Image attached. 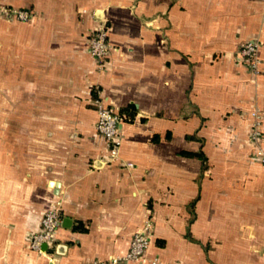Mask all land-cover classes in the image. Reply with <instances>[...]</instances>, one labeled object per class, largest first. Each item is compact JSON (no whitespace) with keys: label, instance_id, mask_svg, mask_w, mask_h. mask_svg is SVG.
I'll use <instances>...</instances> for the list:
<instances>
[{"label":"crops","instance_id":"1","mask_svg":"<svg viewBox=\"0 0 264 264\" xmlns=\"http://www.w3.org/2000/svg\"><path fill=\"white\" fill-rule=\"evenodd\" d=\"M100 25L102 68L87 47ZM249 40L257 76L236 53ZM95 99L134 115L111 161ZM254 110L264 134V0H0V264L105 261L146 219L148 258L264 264ZM52 206L60 226L38 254Z\"/></svg>","mask_w":264,"mask_h":264},{"label":"built area","instance_id":"2","mask_svg":"<svg viewBox=\"0 0 264 264\" xmlns=\"http://www.w3.org/2000/svg\"><path fill=\"white\" fill-rule=\"evenodd\" d=\"M8 14L9 17L21 21H26L32 16L29 11L21 9H10ZM87 47L90 56L95 60L98 67L102 68L110 49L107 29L104 25H100L90 32ZM258 51L259 42L257 40L245 41L236 51L244 65L254 76L259 74ZM93 103L96 113L95 131L105 141L108 159L114 160L118 154L120 144L118 126L123 115L99 99H95ZM250 117L249 141L253 145L252 157L259 164L264 165V145H262L264 134L261 128L260 115L257 110H254L250 113ZM60 222L61 217L56 207L52 206L45 210L40 217L38 231L29 240V248L38 254L48 252L53 246L54 233L59 228ZM151 236V223L146 219L142 227L131 236L128 249L123 255L113 256L105 261H92L90 264H166L156 258L145 256ZM42 245H45V249L42 248Z\"/></svg>","mask_w":264,"mask_h":264},{"label":"trees","instance_id":"3","mask_svg":"<svg viewBox=\"0 0 264 264\" xmlns=\"http://www.w3.org/2000/svg\"><path fill=\"white\" fill-rule=\"evenodd\" d=\"M118 113H120V114H126V118L128 120H132V118L134 116L133 115V112H130V113L127 112V108L118 109ZM184 154L189 155V156H195L196 155L195 153H184Z\"/></svg>","mask_w":264,"mask_h":264},{"label":"water","instance_id":"4","mask_svg":"<svg viewBox=\"0 0 264 264\" xmlns=\"http://www.w3.org/2000/svg\"><path fill=\"white\" fill-rule=\"evenodd\" d=\"M42 248L45 249V245H42Z\"/></svg>","mask_w":264,"mask_h":264}]
</instances>
